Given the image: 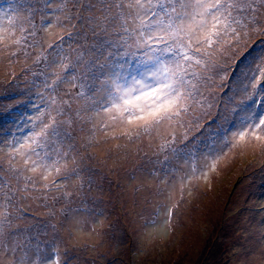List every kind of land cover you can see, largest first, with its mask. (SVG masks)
Segmentation results:
<instances>
[{
  "label": "snow or ice",
  "instance_id": "obj_1",
  "mask_svg": "<svg viewBox=\"0 0 264 264\" xmlns=\"http://www.w3.org/2000/svg\"><path fill=\"white\" fill-rule=\"evenodd\" d=\"M0 85V264L101 255L104 170L126 211L151 192L150 241L221 165H264V0H0Z\"/></svg>",
  "mask_w": 264,
  "mask_h": 264
},
{
  "label": "rangeland",
  "instance_id": "obj_2",
  "mask_svg": "<svg viewBox=\"0 0 264 264\" xmlns=\"http://www.w3.org/2000/svg\"><path fill=\"white\" fill-rule=\"evenodd\" d=\"M252 161L249 154L221 165L218 175L213 174L212 187L197 190L183 209L178 226L150 241L137 229V213L155 214L151 192L139 194L134 210L126 211L130 203L121 208L125 198L117 201L115 190L108 192L109 181H115L119 174L104 170L97 179L115 205V210L109 206L114 238L100 249L99 256L78 254V264H92L93 260L96 264H242L243 246L255 240L264 220V165L259 158ZM44 231L47 234L41 235V239H49L51 230Z\"/></svg>",
  "mask_w": 264,
  "mask_h": 264
}]
</instances>
